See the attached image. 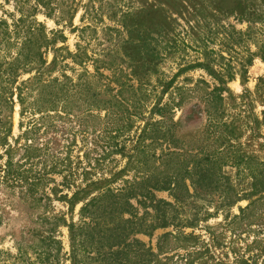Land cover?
Wrapping results in <instances>:
<instances>
[{
  "label": "rangeland",
  "instance_id": "rangeland-1",
  "mask_svg": "<svg viewBox=\"0 0 264 264\" xmlns=\"http://www.w3.org/2000/svg\"><path fill=\"white\" fill-rule=\"evenodd\" d=\"M23 14L44 64L17 73L12 112L0 102L10 121L0 176L9 161L30 168L27 145L39 149L29 174H48L34 194L0 180V264H72L67 227L84 196L74 193L147 179L138 193L166 178L176 188L154 196L171 204V223L135 236L155 255L149 264H264V62L253 57L242 73L264 54V0H0V89ZM17 87L27 104L44 98L39 113L20 114ZM201 159L209 171H194ZM136 200L150 222L155 210Z\"/></svg>",
  "mask_w": 264,
  "mask_h": 264
},
{
  "label": "trees",
  "instance_id": "trees-1",
  "mask_svg": "<svg viewBox=\"0 0 264 264\" xmlns=\"http://www.w3.org/2000/svg\"><path fill=\"white\" fill-rule=\"evenodd\" d=\"M28 18L29 15L23 14V16L15 22L13 29L14 34L16 38L22 37V40L20 46L17 48L15 57L12 61L5 64V69L1 72V74L5 73L7 75V80H3L6 86L0 89V102L3 100L8 102L9 112L13 110L12 96L14 95V91L11 90V85L14 83V78L17 76V73L20 71L19 74H28L33 70L38 71L44 64L39 46H37L39 41L35 40L36 33H38L37 28L34 27L36 22H27ZM5 32L6 31H3L2 33L4 34ZM3 39L5 40V45L7 44L9 47L10 45L7 43V38ZM253 57H258L264 62V54L261 52H254L250 58L242 64L243 74H246V67L251 65ZM81 62L82 61H79V63ZM219 79H221V77ZM223 79L232 81L234 80V76L233 74H228L227 77ZM33 80L34 79H29L30 82ZM52 82L56 84L58 81L55 80ZM262 82H264V78L259 79V84H262ZM35 83L31 84L27 89L32 92L36 90L37 87L34 86ZM24 84L26 85V83ZM66 85L67 84H63V86ZM42 86V88H45L51 85L49 83L43 84ZM23 89L24 88L21 89L20 87L16 88V90H18L17 100L20 105V114L24 115L29 112L33 115L39 113V102H42L44 98H35L33 102L27 104L26 97H24V93L22 92ZM259 90L260 85L259 87L257 86V91ZM247 92V90L244 91L238 98L242 99ZM6 93L8 94L5 95ZM57 96V94L53 95V97ZM218 98L220 99L221 96L218 95ZM57 100L58 98L55 102ZM95 103H97V100L92 99L89 105L92 106L95 105ZM53 109L52 107L49 110L53 111ZM1 122L0 146L4 147L7 145L6 137L10 133V128L7 127V123L10 124V121H7V123ZM233 135V133L231 136L221 134L219 138L224 141L227 140L228 137H234ZM24 150L26 152V155L23 157L24 165H29L30 168L36 166L37 163L30 160L31 158H35L36 155L31 152H37L39 149L32 145H27ZM213 155L215 154L209 156ZM204 161L209 164L211 163L209 157L205 158ZM204 161L202 159L201 161L199 160L197 165L199 167L195 166V172L199 171V168L203 171L206 170L204 168L206 165L204 163L202 165ZM20 168L21 167L18 165L14 167L12 162L9 161L5 166V170H2L3 176H0V180L12 185L16 182L26 183L28 185V192L34 194L38 191L37 187L40 183H44V177L48 173H45L43 170L44 172L42 175L40 174L32 177L29 172H31L33 168H28L26 170H21ZM51 173L59 174L61 171L53 168ZM188 173L192 174V172ZM175 179L176 178H166L165 180H156L154 186L147 187L143 185L141 189L142 192L138 193L135 192V186L145 184L147 179H143L140 183L130 184L118 190L105 188L100 181L87 182L84 188L74 193V196L79 195V193L84 195L77 199V201H83V205L80 208L79 224H70L67 227L71 263L86 264V261L90 260L92 264H149L155 255L150 249L145 248V245L135 238V236L139 234L150 236L153 230L165 228L171 223L166 215V207H171V204L164 200L156 199L154 192H168L174 190V188H176L174 184V181H176ZM94 192H97V194L84 202L87 200V197L89 198ZM33 194L31 195L33 196ZM136 197H141V200H136ZM133 199H135L137 204L142 206L143 209L151 208L155 210V215L152 216L150 222H147L145 217V215L149 214L148 212H145L142 216H138L137 208L132 203ZM91 253H93L94 256L91 255ZM188 257L190 256L187 254L185 258L186 262L190 261ZM85 258L87 260H85Z\"/></svg>",
  "mask_w": 264,
  "mask_h": 264
}]
</instances>
